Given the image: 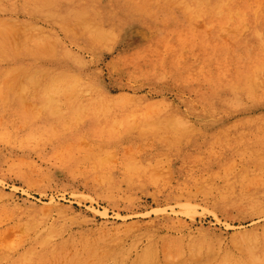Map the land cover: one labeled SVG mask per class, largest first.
Listing matches in <instances>:
<instances>
[{
    "label": "rangeland",
    "instance_id": "rangeland-1",
    "mask_svg": "<svg viewBox=\"0 0 264 264\" xmlns=\"http://www.w3.org/2000/svg\"><path fill=\"white\" fill-rule=\"evenodd\" d=\"M193 1L0 0V264L256 254L264 0Z\"/></svg>",
    "mask_w": 264,
    "mask_h": 264
},
{
    "label": "bare ground",
    "instance_id": "bare-ground-1",
    "mask_svg": "<svg viewBox=\"0 0 264 264\" xmlns=\"http://www.w3.org/2000/svg\"><path fill=\"white\" fill-rule=\"evenodd\" d=\"M206 1L207 2H205L204 0H196V1H193L192 2V5L195 6V7L201 8V7L205 6L206 4L213 3V2H218V1H222V0H206ZM2 54H4L3 51L1 52L0 58L3 57ZM262 56H263V54L260 53V52L255 54V58H258V59L259 58H262ZM7 57H4V58H7ZM263 65H264V62H263ZM246 237L247 238H250V237L252 238V237H254V235H248ZM239 239H241V238H239ZM44 243H45V245H47L46 241ZM257 246H258V248H256L255 250H253V246L251 245L250 248L253 250L251 253H256V254H250L249 255L250 257H247L246 259H242L239 262V264H255V262H257V264H262V261H264V243H262L260 246L259 245H257ZM261 246H263V247L261 249H259V247H261ZM184 248H185V246H184ZM240 248L243 249L245 247L240 246ZM36 252L37 251L31 249L28 252L29 253L27 255L28 258H31V260H33L36 256H38V254ZM143 259H144L143 260L144 262L142 261V262H140L138 264H144V263H146L145 261H149V264H154V262H153V256H152V251L150 253L148 251L147 252V257L146 258H143ZM212 262H213V260L207 262L206 264H212ZM125 263H126L125 254H123V255L118 254V255H113L111 258H109L108 261H99V262H96L95 264H125ZM231 263H232L231 258H229L228 256H225V257H223V259L218 264H231Z\"/></svg>",
    "mask_w": 264,
    "mask_h": 264
}]
</instances>
